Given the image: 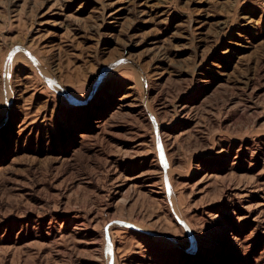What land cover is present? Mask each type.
<instances>
[{"label":"rangeland","instance_id":"rangeland-1","mask_svg":"<svg viewBox=\"0 0 264 264\" xmlns=\"http://www.w3.org/2000/svg\"><path fill=\"white\" fill-rule=\"evenodd\" d=\"M0 264H264V0H0Z\"/></svg>","mask_w":264,"mask_h":264}]
</instances>
